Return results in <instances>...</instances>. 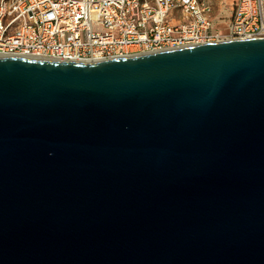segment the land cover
Instances as JSON below:
<instances>
[{
  "label": "water",
  "instance_id": "water-1",
  "mask_svg": "<svg viewBox=\"0 0 264 264\" xmlns=\"http://www.w3.org/2000/svg\"><path fill=\"white\" fill-rule=\"evenodd\" d=\"M0 264H264V38L0 56Z\"/></svg>",
  "mask_w": 264,
  "mask_h": 264
},
{
  "label": "built area",
  "instance_id": "built-area-1",
  "mask_svg": "<svg viewBox=\"0 0 264 264\" xmlns=\"http://www.w3.org/2000/svg\"><path fill=\"white\" fill-rule=\"evenodd\" d=\"M211 13L207 0H0V56L90 63L264 38V0H236L224 29Z\"/></svg>",
  "mask_w": 264,
  "mask_h": 264
},
{
  "label": "rangeland",
  "instance_id": "rangeland-1",
  "mask_svg": "<svg viewBox=\"0 0 264 264\" xmlns=\"http://www.w3.org/2000/svg\"><path fill=\"white\" fill-rule=\"evenodd\" d=\"M234 0H210L211 16L215 26L224 29L230 21V16L235 5Z\"/></svg>",
  "mask_w": 264,
  "mask_h": 264
},
{
  "label": "crops",
  "instance_id": "crops-1",
  "mask_svg": "<svg viewBox=\"0 0 264 264\" xmlns=\"http://www.w3.org/2000/svg\"><path fill=\"white\" fill-rule=\"evenodd\" d=\"M207 1H210V0H207ZM234 1H235V0H234ZM234 1H233V2H234ZM176 15H177V16H178V18H179V14H178V13H176ZM217 28H218V27H217Z\"/></svg>",
  "mask_w": 264,
  "mask_h": 264
}]
</instances>
